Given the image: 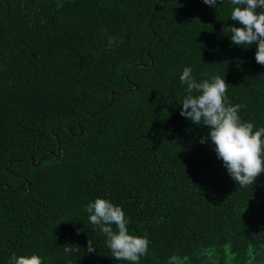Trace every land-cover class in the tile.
I'll return each mask as SVG.
<instances>
[{
    "label": "trees",
    "instance_id": "obj_1",
    "mask_svg": "<svg viewBox=\"0 0 264 264\" xmlns=\"http://www.w3.org/2000/svg\"><path fill=\"white\" fill-rule=\"evenodd\" d=\"M237 6L0 0V264H130L90 223L96 198L150 241L139 264H264V173L240 187L200 143L208 128L180 115L191 67L197 82L224 78L242 122L264 126L257 45L231 42Z\"/></svg>",
    "mask_w": 264,
    "mask_h": 264
},
{
    "label": "clouds",
    "instance_id": "obj_2",
    "mask_svg": "<svg viewBox=\"0 0 264 264\" xmlns=\"http://www.w3.org/2000/svg\"><path fill=\"white\" fill-rule=\"evenodd\" d=\"M203 3L214 7L217 0H203ZM231 3L238 6L232 9L230 18L240 24V27H229L232 44L248 47L255 43V60L264 65V11H257L264 9V0H231ZM115 43V37L109 36V47ZM202 75L207 76V73ZM179 79L187 86L180 115L208 128V135L202 137L200 143L210 139L217 158L223 161L228 174L240 187L253 185L264 173V126L257 128L252 122H242L238 113L243 105H232L228 100L229 84L224 78L216 75L197 82L192 76V68L185 67ZM86 211L90 223L98 226L106 237V246L117 262L139 264L140 258L148 254L150 241L129 234V219L120 206L96 198L86 206ZM79 249L78 245L66 244L64 247L65 253ZM95 250L92 241L88 240L87 252ZM9 264H44V261L38 254L17 256L13 253Z\"/></svg>",
    "mask_w": 264,
    "mask_h": 264
},
{
    "label": "water",
    "instance_id": "obj_3",
    "mask_svg": "<svg viewBox=\"0 0 264 264\" xmlns=\"http://www.w3.org/2000/svg\"><path fill=\"white\" fill-rule=\"evenodd\" d=\"M135 89H138V87L136 86ZM32 161H34V158L32 157Z\"/></svg>",
    "mask_w": 264,
    "mask_h": 264
}]
</instances>
